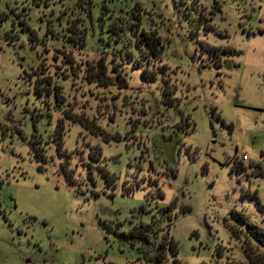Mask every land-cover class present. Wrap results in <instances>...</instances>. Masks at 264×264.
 <instances>
[{"label":"rangeland","instance_id":"obj_1","mask_svg":"<svg viewBox=\"0 0 264 264\" xmlns=\"http://www.w3.org/2000/svg\"><path fill=\"white\" fill-rule=\"evenodd\" d=\"M195 1L211 30L192 32ZM136 3L162 49L125 46L141 60H119L125 87L60 65L64 52L104 56L110 23ZM81 4L0 0V264H144L147 226L167 234L168 264H263L246 222L264 226V0ZM39 66L70 76L67 103L91 123L38 99Z\"/></svg>","mask_w":264,"mask_h":264},{"label":"trees","instance_id":"obj_2","mask_svg":"<svg viewBox=\"0 0 264 264\" xmlns=\"http://www.w3.org/2000/svg\"><path fill=\"white\" fill-rule=\"evenodd\" d=\"M79 1L82 3L81 6L83 8L86 6L85 9L88 10V13H91L90 0ZM195 3H197V1L192 3V6L189 8L190 12L184 13V16L186 17L187 21H189L190 26L193 29L192 32L196 33V31L200 30L201 28H204L205 30H211L210 28H212V25L210 24V19L212 17L206 14L205 8H201ZM134 9L137 10V13L130 14L127 17L119 16L118 20H113L110 23L109 29L107 30L106 49L102 52L104 56L100 57L93 63L86 62L84 64H79L75 62L73 56H70V54L67 55L64 52V60L60 62V65H64L66 69L71 71L73 76H75L77 79H82V81H86L88 84L96 83L98 87L105 89L109 88L110 86H117L119 89L125 87L127 73L119 60L123 61L125 58H127L128 61L133 60L134 63L136 62V65H141V60L137 58L134 50H127V47L125 46L128 45V43L133 42L134 47L137 49L142 51L144 47L148 48L149 51L155 56H157L160 49H162V47H160L162 43L159 36L155 32H147L142 28V7L140 4L136 3ZM67 29L73 33V35L69 38V41L73 42V46L80 45L82 47L83 37L80 35V32H78L75 28ZM83 31L86 30L83 29ZM121 41H125L122 47H124L126 50H122L123 48L120 47ZM56 52L59 54L61 51L57 50ZM56 55L57 54H54L53 57L55 62H57V58L59 57ZM108 56L116 60L114 62L108 61ZM54 67L58 66L52 65V68ZM81 70L85 72L83 77H79L78 74V72H81ZM36 71L37 72H34L36 78L33 83L34 94L38 97V99L43 98V101L49 104L51 103V98L53 97L54 102L60 108H63L62 112L65 115V118L79 122L80 124H84V126H87V124L91 123L88 118H84L82 114L74 113L73 109L71 110L70 108L72 104L67 103L68 100L65 97V87L59 82L69 80L70 76H68V78H63L62 73H58L56 71L52 72L51 68L44 66H39ZM145 71L146 73H154V71L150 72L149 68ZM144 77L149 78L147 75H144ZM186 124L190 126V122H187ZM62 128L63 127H61V129ZM241 165L242 163H239V166ZM242 222H245V219ZM151 231L152 229L147 226L143 233H136L144 246L142 247L145 255L144 264H168V249L165 242L167 234L164 235L163 239L158 242L157 240H153V234ZM246 232L250 236V240L257 243L256 247L263 248L264 250V226H256L253 223L247 221ZM130 234L131 236L134 235L133 232ZM167 242H170L169 239ZM248 244L250 247H252L250 243ZM171 249L174 253L176 252V247L173 240ZM262 260L264 264V258ZM176 261L178 264H181L178 259H176Z\"/></svg>","mask_w":264,"mask_h":264},{"label":"built area","instance_id":"obj_3","mask_svg":"<svg viewBox=\"0 0 264 264\" xmlns=\"http://www.w3.org/2000/svg\"><path fill=\"white\" fill-rule=\"evenodd\" d=\"M248 159V157L247 156H243V160H247Z\"/></svg>","mask_w":264,"mask_h":264},{"label":"water","instance_id":"obj_4","mask_svg":"<svg viewBox=\"0 0 264 264\" xmlns=\"http://www.w3.org/2000/svg\"><path fill=\"white\" fill-rule=\"evenodd\" d=\"M89 22L91 23V17H89Z\"/></svg>","mask_w":264,"mask_h":264}]
</instances>
